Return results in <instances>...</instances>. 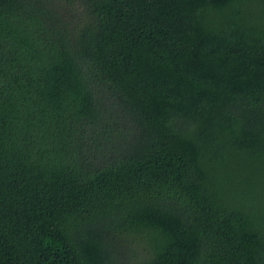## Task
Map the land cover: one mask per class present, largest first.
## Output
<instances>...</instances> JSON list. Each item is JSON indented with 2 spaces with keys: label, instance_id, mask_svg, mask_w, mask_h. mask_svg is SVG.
I'll use <instances>...</instances> for the list:
<instances>
[{
  "label": "trees",
  "instance_id": "16d2710c",
  "mask_svg": "<svg viewBox=\"0 0 264 264\" xmlns=\"http://www.w3.org/2000/svg\"><path fill=\"white\" fill-rule=\"evenodd\" d=\"M0 264H264V0H0Z\"/></svg>",
  "mask_w": 264,
  "mask_h": 264
}]
</instances>
